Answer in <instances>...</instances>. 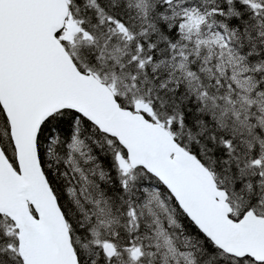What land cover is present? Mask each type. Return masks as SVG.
I'll return each instance as SVG.
<instances>
[{
    "label": "snow or ice",
    "instance_id": "1",
    "mask_svg": "<svg viewBox=\"0 0 264 264\" xmlns=\"http://www.w3.org/2000/svg\"><path fill=\"white\" fill-rule=\"evenodd\" d=\"M0 264H264V0H0Z\"/></svg>",
    "mask_w": 264,
    "mask_h": 264
}]
</instances>
